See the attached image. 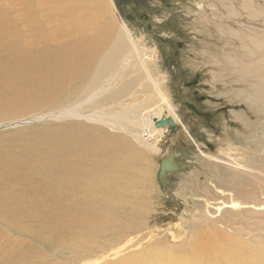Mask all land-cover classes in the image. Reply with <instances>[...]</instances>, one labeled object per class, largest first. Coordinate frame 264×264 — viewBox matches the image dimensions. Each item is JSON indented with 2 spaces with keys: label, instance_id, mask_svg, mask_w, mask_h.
<instances>
[{
  "label": "bare ground",
  "instance_id": "bare-ground-1",
  "mask_svg": "<svg viewBox=\"0 0 264 264\" xmlns=\"http://www.w3.org/2000/svg\"><path fill=\"white\" fill-rule=\"evenodd\" d=\"M103 1L62 0L55 12L59 24L47 33L32 16L29 32L47 40L45 45L23 43L17 26L0 13V215L17 224L34 217L32 235L83 253L97 249V235L103 239L115 232L126 221L123 217L138 218L139 202L147 200L155 162L132 139L140 146H158L131 130L129 112L120 114L115 106L149 94L150 86L143 83L149 77L148 83L161 90L155 51L132 27L124 23L119 28L108 10L100 8ZM237 7L231 5L229 15L246 18L241 25L251 32L231 31L241 38V55L224 52L220 60L233 67L234 83L250 82L246 90L234 88L225 97L264 111V0H240ZM220 60L213 57L216 63ZM82 89L85 95L74 99ZM54 106L60 110L52 111ZM111 108L117 114L107 112ZM46 119L58 123L51 127ZM161 119L146 114V121L136 125L158 135L172 126ZM107 128L125 135H112ZM164 162L158 177L167 187L169 171L181 170ZM245 197V202L219 201L215 213L234 224L237 217L254 215L263 224L264 202ZM29 254L21 253L23 258ZM142 257L143 264H190L166 252Z\"/></svg>",
  "mask_w": 264,
  "mask_h": 264
},
{
  "label": "rangeland",
  "instance_id": "rangeland-1",
  "mask_svg": "<svg viewBox=\"0 0 264 264\" xmlns=\"http://www.w3.org/2000/svg\"><path fill=\"white\" fill-rule=\"evenodd\" d=\"M61 2L0 0V13L17 26L23 43L45 45L47 40L30 34V18L36 17L45 33L50 32L59 24L55 12ZM238 2L103 1L100 8L108 10L119 28L125 23L150 43L155 51L156 75L161 77L157 81L160 91L148 83L149 77L143 82L150 86L149 94L115 105L118 113L129 112L131 130L158 144L140 146L131 141L155 162L152 187L145 190L147 200L139 202L138 218L123 217L126 221L116 225L115 232L103 239L97 235V249L90 253L74 252L57 241L32 235L29 226L37 220L34 217L17 224L0 215V264H143L146 258L142 256L154 251L176 254L190 264H264V223L258 224L259 217H237L234 224L225 221L224 214L215 213L221 200L245 202L248 195L264 202V111L237 97H225L234 88L246 90L250 79L247 84L234 83L238 80L233 67L220 60L224 52L241 55V38L230 35L231 31L251 32L241 25L247 23L246 18L232 19L229 15L231 5L237 10ZM214 56L220 61L214 62ZM78 92L76 100L86 90ZM51 109L60 110L55 106ZM113 109L107 112L113 114ZM146 114L155 120L165 118L174 128L168 126L152 135L148 128L136 125L146 121ZM54 120L44 123L56 126L58 121ZM107 130L112 135H125ZM164 161L181 170L169 171L167 187L158 177ZM24 251L30 253L26 258L21 255Z\"/></svg>",
  "mask_w": 264,
  "mask_h": 264
}]
</instances>
